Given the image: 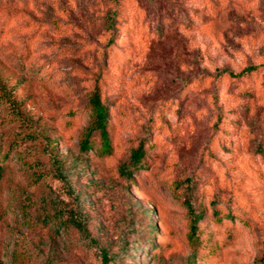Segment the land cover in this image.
<instances>
[{
  "label": "rangeland",
  "instance_id": "1",
  "mask_svg": "<svg viewBox=\"0 0 264 264\" xmlns=\"http://www.w3.org/2000/svg\"><path fill=\"white\" fill-rule=\"evenodd\" d=\"M95 87L109 154L79 150ZM76 200L109 254L136 247L109 264H260L263 0H0V264H101L52 218Z\"/></svg>",
  "mask_w": 264,
  "mask_h": 264
},
{
  "label": "trees",
  "instance_id": "2",
  "mask_svg": "<svg viewBox=\"0 0 264 264\" xmlns=\"http://www.w3.org/2000/svg\"><path fill=\"white\" fill-rule=\"evenodd\" d=\"M117 2L118 0H109L110 4ZM118 17L119 10L111 9L110 7L105 17V25L107 31H111L114 28ZM87 106L90 112V121L88 126L83 130L82 136L79 141L80 153H84L88 150H91V136L94 132H96L100 140V153L109 154L111 152V139L108 130L109 111L108 106L102 100L101 93L98 87H95L89 95L87 99ZM144 156L145 149L142 140L131 149L128 161L118 166L119 174L123 177L130 178L133 174V170L138 168L139 165H141V163L143 162ZM57 170L63 182L68 184V191L72 193L73 190L69 185V178L71 172L64 171L60 166L57 168ZM76 201L77 203L74 207L55 208L51 213L52 218L60 219L63 224L75 229L79 234V239L83 242L86 247H93L95 249H98L97 256L99 257L101 264H109V262L116 259L115 257H117L118 255L126 254L128 250V241L124 236L126 235L125 231H123V234L120 236L119 252L116 255L109 254L107 247L102 246L98 242V239L92 236L88 228L87 219L83 214L82 207L78 200ZM185 204L189 213L191 214L190 236L193 237L196 234V224L203 217V214L201 212L194 213L189 200H185ZM153 229V225H148L149 231H152ZM128 251H130V254L132 256L135 254L136 247L129 248ZM260 264H264V255L261 257Z\"/></svg>",
  "mask_w": 264,
  "mask_h": 264
}]
</instances>
